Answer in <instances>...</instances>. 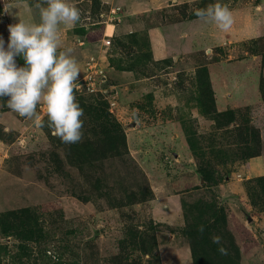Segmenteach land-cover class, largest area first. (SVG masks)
Listing matches in <instances>:
<instances>
[{"label":"rangeland","instance_id":"rangeland-1","mask_svg":"<svg viewBox=\"0 0 264 264\" xmlns=\"http://www.w3.org/2000/svg\"><path fill=\"white\" fill-rule=\"evenodd\" d=\"M72 2L84 136L65 144L43 105L37 126L0 98V215L28 208L39 228H0V264H194L193 241L200 264H264V0H219L227 31L196 15L217 0ZM35 4L0 0L6 41Z\"/></svg>","mask_w":264,"mask_h":264},{"label":"clouds","instance_id":"clouds-1","mask_svg":"<svg viewBox=\"0 0 264 264\" xmlns=\"http://www.w3.org/2000/svg\"><path fill=\"white\" fill-rule=\"evenodd\" d=\"M35 7L37 22L20 18L9 24L7 41L0 33V98H6L8 108L19 116L34 118L37 126L44 123L37 116L38 106L43 105L51 134L74 144L84 136V110L74 92L80 68L73 48L62 46L61 29L74 27L81 13L72 0H36ZM196 15L210 19L223 31L233 23L232 12L219 0L198 9ZM212 242L220 245L221 254H227L219 235Z\"/></svg>","mask_w":264,"mask_h":264},{"label":"trees","instance_id":"trees-1","mask_svg":"<svg viewBox=\"0 0 264 264\" xmlns=\"http://www.w3.org/2000/svg\"><path fill=\"white\" fill-rule=\"evenodd\" d=\"M97 113H98V111L96 112V114ZM96 126H95V129H96L95 137H98V135H99L98 133L99 132L101 133V130H99L100 127L106 126V124H104L103 122H100V123H96ZM104 132H105V135H104L105 137L102 138V135H101V138L100 137L97 138V141H95V147L97 146V144L99 142L101 143V141L104 142V141H110L111 140V136L108 134V130H104ZM124 146H126L125 143H124ZM85 154L86 153L84 151H83V153H80V152L78 153L79 157H85L86 158L87 156ZM131 196L133 197V199L137 198V195L135 193H132ZM30 212H31V210L28 208H23V209H20L17 211H12L10 214H12L14 216L17 214V215H19L18 216L19 218L18 217H12L11 219H8L7 221L3 220L4 218H6V214L0 215V228L4 231L3 233H8L10 230H13L12 228L16 227L17 229L20 230L18 235L21 238L33 239L35 237V234L36 233L38 234L39 228L35 227V228L31 229L32 230V231H30L31 234H29V227H30L31 223L29 221H24V220L29 217ZM25 214H28V215L25 216ZM35 219H37V217H35ZM195 243H196V241L191 242L192 257H193L194 264H200V262H199L200 251H199V249ZM230 250L232 253L231 255L221 254L220 251L217 254L221 255L224 259L229 258V256H231V258H233L234 255H235V257H239V254H240L239 249L235 245H232V248Z\"/></svg>","mask_w":264,"mask_h":264},{"label":"crops","instance_id":"crops-1","mask_svg":"<svg viewBox=\"0 0 264 264\" xmlns=\"http://www.w3.org/2000/svg\"><path fill=\"white\" fill-rule=\"evenodd\" d=\"M30 7V6H29ZM29 11H31V8H29ZM28 13V11L27 12H24L23 14H27ZM32 18H33V16H31ZM110 27H111V25L109 24V28H108V30L110 29ZM162 39V41H163V38H161ZM83 41H81L80 43H82ZM84 43V42H83ZM153 43H155L156 44V42H154V40H153ZM158 43H160V39H158ZM163 47H165L166 48V46L164 45ZM162 51V50H161ZM166 51L167 50H163L162 52H164L165 54H166ZM79 66V65H78Z\"/></svg>","mask_w":264,"mask_h":264},{"label":"built area","instance_id":"built-area-1","mask_svg":"<svg viewBox=\"0 0 264 264\" xmlns=\"http://www.w3.org/2000/svg\"><path fill=\"white\" fill-rule=\"evenodd\" d=\"M112 10L115 11V9H112ZM106 33H107V31H106ZM108 42H109V41H108ZM90 77H92V75H90ZM89 83H91V84H90L91 87H89V88L92 89V90H94V87H93V83H94V82H92V80H90Z\"/></svg>","mask_w":264,"mask_h":264}]
</instances>
